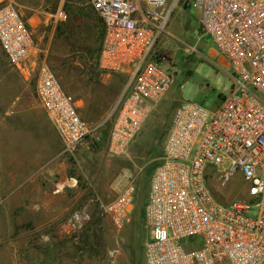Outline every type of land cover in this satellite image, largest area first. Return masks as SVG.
Masks as SVG:
<instances>
[{"label": "built area", "instance_id": "2783aa9c", "mask_svg": "<svg viewBox=\"0 0 264 264\" xmlns=\"http://www.w3.org/2000/svg\"><path fill=\"white\" fill-rule=\"evenodd\" d=\"M87 1L103 27L98 68L108 75H129L130 82L113 114L88 122L48 65L37 63L35 97L63 154L73 155L85 141L105 143L111 156L127 153L173 84L154 48L168 36V22L183 1L182 6L196 13L202 35L225 58L231 87L214 109L184 101L173 110L161 157L149 178L143 261L264 264V0ZM0 48L9 65L27 70L33 39L16 0H0ZM207 169L223 181L239 173L248 201L216 203L205 185ZM133 201L130 181L99 208L121 229Z\"/></svg>", "mask_w": 264, "mask_h": 264}, {"label": "rangeland", "instance_id": "374dc122", "mask_svg": "<svg viewBox=\"0 0 264 264\" xmlns=\"http://www.w3.org/2000/svg\"><path fill=\"white\" fill-rule=\"evenodd\" d=\"M182 3L168 22V36H162L154 48L162 66L172 74L173 84L153 107L127 153L111 156L104 143L85 141L73 155L65 156L59 139L52 138L41 117L44 112L34 93L37 63L43 60L44 51L71 89L83 96L77 111L88 122L114 113L130 76L106 78L98 68L103 29L87 0H16L33 28L36 62H26L27 70L18 69L9 65L0 49V129L9 131L8 138L3 136L5 153L0 154V197L10 199L11 206L15 199L23 200L25 207L32 197L45 194L36 193V181L46 178V171L54 172L53 184L60 178L66 181L64 194L54 204L60 211L54 225L66 227L46 241L49 245L45 241L36 245L30 218H0V246L14 257L15 253L21 256L24 264L32 263L38 247L43 250V261L50 264H144L149 178L161 157L173 110L184 101L214 109L231 87V69L224 64L225 58L202 36L196 13ZM29 108L37 109L42 123L35 122ZM130 181L134 186L132 210L124 226L115 229L99 205L115 199ZM205 185L222 206L248 201L247 185L239 173L223 181L207 169ZM74 216L89 220L77 222Z\"/></svg>", "mask_w": 264, "mask_h": 264}, {"label": "crops", "instance_id": "0c3cea01", "mask_svg": "<svg viewBox=\"0 0 264 264\" xmlns=\"http://www.w3.org/2000/svg\"><path fill=\"white\" fill-rule=\"evenodd\" d=\"M30 32L32 34V38H33V28L32 25L30 26L29 24V20H27ZM103 29V27H102ZM102 35H103V31H102ZM203 36V35H202ZM1 49V48H0ZM35 50V48L33 49ZM32 50V51H33ZM32 51L30 53L29 59H28V63L29 65L34 64L36 62V55L32 54ZM43 56V60L42 62H45L48 67L54 72V74L56 75L57 79L59 80L62 86V88L64 89V91L69 94L75 101L76 106L82 104V101H84V98L82 95H80L78 92L74 91L73 89H71V87L67 84V82H65V80L63 79V77L61 76V74L57 71V69L54 68V66L52 64V60L51 61H47V56H46V51H44ZM6 59V58H5ZM224 64H226L225 61H223ZM51 63V64H50ZM227 65V64H226ZM105 77H110V75L108 74H104ZM17 102V100H15ZM18 104V103H17ZM16 104V105H17ZM35 108V107H34ZM34 108L31 110V108H29L30 111H32V116L35 118V122H37L38 124L41 122L42 123V119H39V115L40 113L35 111L37 109L34 110ZM38 107V111H39ZM37 112V113H36ZM5 115L7 114V112L4 113ZM41 117L43 118L44 121H46V125L49 126L50 129V134L52 136V138H54L55 136H57L56 131L53 127V125L51 124V122H47L48 118L47 116L41 113ZM104 119V118H103ZM102 120V119H100ZM99 120V121H100ZM9 132V131H8ZM7 131H4L3 129H0V154L5 153V148H4V139L3 136L8 138V133ZM7 134V135H6ZM33 137L30 138V140ZM57 138L59 139V137L57 136ZM60 141V139H59ZM61 143V141H60ZM9 144H11L9 142ZM105 144V143H104ZM26 145L25 147H29V143L25 142ZM62 145V144H61ZM30 146L32 147L33 145L30 144ZM32 151V150H31ZM1 158H0V162H1ZM46 178H40L39 180H37L36 178V187H37V192H39L40 195H42V192H45L44 195L42 196H34L31 198V202L29 205H23L24 201L20 200V199H15L14 200V206H11V200L10 199H5L3 197H0V204L2 203V207L0 209V218H7V217H14V218H21V217H27L30 218V232L32 234H37V238H36V245H39L40 242L42 241H49V239H53V235L54 234H60L62 232L63 225L61 226V223H58L57 225H54V221L60 216V211H56L54 204L56 202H58L62 195L64 193H62L64 186H65V180L63 178H60L56 184L52 183V179L54 178V172L53 171H46ZM54 180V179H53ZM45 181V183H44ZM41 188V190H40ZM34 190H36L34 188ZM22 230H20L21 232ZM62 234V233H61ZM1 240H0V245H1ZM47 245H49L48 242H46ZM34 252H33V256L32 257V263L31 264H50V261H46V263L43 261V250L42 248H34ZM36 256V257H35ZM48 256V255H47ZM36 258V259H35ZM70 263V262H69ZM68 263V264H69ZM0 264H24L22 261L21 256L17 255L15 253V257L12 256L10 254V252H8L7 248H2L0 246ZM71 264V263H70Z\"/></svg>", "mask_w": 264, "mask_h": 264}, {"label": "trees", "instance_id": "16d2710c", "mask_svg": "<svg viewBox=\"0 0 264 264\" xmlns=\"http://www.w3.org/2000/svg\"><path fill=\"white\" fill-rule=\"evenodd\" d=\"M168 129H169V128H168ZM167 133H168V131H167ZM166 136H167V135H166ZM157 164H158V163H157ZM157 164L155 165V167L157 166ZM155 167H154V168H155ZM154 168H153V170H154ZM153 170H152V172H153ZM152 172H151V173H152ZM150 175H151V174H150Z\"/></svg>", "mask_w": 264, "mask_h": 264}]
</instances>
